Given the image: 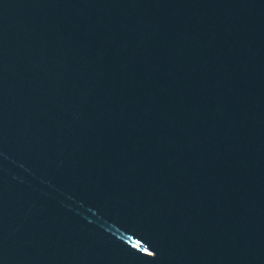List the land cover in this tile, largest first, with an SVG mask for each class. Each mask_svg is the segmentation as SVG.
<instances>
[{"label": "water", "instance_id": "obj_1", "mask_svg": "<svg viewBox=\"0 0 264 264\" xmlns=\"http://www.w3.org/2000/svg\"><path fill=\"white\" fill-rule=\"evenodd\" d=\"M0 264H264V0H0Z\"/></svg>", "mask_w": 264, "mask_h": 264}]
</instances>
